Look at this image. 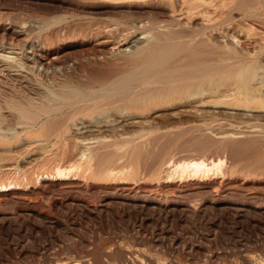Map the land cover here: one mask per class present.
<instances>
[{"label": "rangeland", "instance_id": "1", "mask_svg": "<svg viewBox=\"0 0 264 264\" xmlns=\"http://www.w3.org/2000/svg\"><path fill=\"white\" fill-rule=\"evenodd\" d=\"M82 1L0 0V40L5 44L3 49L0 43V55L22 53L27 67L21 74L27 76L31 49L6 48L19 38L42 45L47 36L51 45L44 54L64 58L68 70L70 63L88 75L110 70L121 62L117 52L109 54L111 58L101 56L92 52L91 40L76 37L91 30L86 18L93 16L77 8ZM163 2L162 13L152 16L159 30L168 20L164 10L169 4ZM85 3L102 11L128 5L111 0ZM220 17L217 29L201 37V48L214 51L224 63L247 65L253 72L250 84L262 95L264 23L235 6ZM196 21L179 23L187 29ZM207 93L198 87L145 117L120 116L117 107L100 110L96 120L90 119L93 127L88 120H78L60 143L41 133L29 136L37 126L0 104V136L8 139L0 143V183L25 186L0 193V264H264V111L208 105L203 102ZM62 143L71 150L64 152ZM100 146L111 157L107 162L92 160L88 173L34 183L38 173L66 167L85 147ZM189 156H221L225 166L218 174L166 178L169 162ZM104 169L113 170L112 176L98 174Z\"/></svg>", "mask_w": 264, "mask_h": 264}, {"label": "bare ground", "instance_id": "2", "mask_svg": "<svg viewBox=\"0 0 264 264\" xmlns=\"http://www.w3.org/2000/svg\"><path fill=\"white\" fill-rule=\"evenodd\" d=\"M86 1L83 0L77 3V8L93 16L86 18V28L91 30L89 33L81 35V37H76H79L82 42L87 39L91 40L93 43L92 52L101 56L106 54L110 56L112 53L117 52L118 57L121 56V62L113 64L110 70L97 75H88L80 69V65L74 63H70L72 66L68 70L65 66L69 62H66L64 58L59 59L57 54H54L55 57L47 58L44 54L46 47L51 45L47 36L42 38L43 46L19 38L18 42L17 40L13 42L15 45L10 44L13 46L6 48L17 49L21 52L25 51L26 46L31 49L32 58H29V60L32 66L29 65L30 67L27 70L30 74L27 76L21 74L22 69L27 67L22 62L23 55L19 56L22 53L17 52L19 55H15V57L0 55V102H2L0 104H3L4 108L12 110L11 112H14L16 115L13 114L18 116L19 119L26 120L27 124H31L30 126H37L35 130L29 131V136L30 134L39 135L41 133L43 136L53 138L55 142L60 143L61 135L68 131L70 125L74 127V122L88 120V126H90V119L92 116L95 118L94 114L100 110L117 107L120 110V116L130 113L134 117H136V114L145 117V114L147 112L150 114V111L154 108L170 105V101L172 102L173 99L194 94L198 87L201 91H208L207 96L204 94L206 97L203 101L208 105L222 104L231 109L264 111V93L261 95L259 88L250 84L253 72L249 67L247 65H236L235 61H232V64L224 63V60L221 61L214 51L201 48V37L203 35L209 37L217 29L219 22L222 21L219 19L220 16L226 15L230 6H235L242 10L244 14L254 15L264 23V0H111L117 3L125 2L128 5L105 11L93 8L90 5L86 6ZM163 1H167L169 4V9L164 10L168 20L162 26L165 29L159 30L155 26L156 22L152 16L163 10L161 7ZM98 10L101 11L98 13ZM195 19L199 22L196 21L197 23L195 22L187 29H182L184 25L179 23L180 20L190 23ZM228 29H230L229 25ZM221 30L223 31V29ZM223 32L225 33V31ZM139 34L142 37H138ZM1 40L3 41L4 38ZM260 40H262L260 42L261 47L264 48V39L261 38ZM6 42L9 43L8 40ZM144 42L145 44H143ZM4 45L2 42V46H0L5 48ZM125 46L129 49L121 50ZM8 51L6 52L8 53ZM125 51L128 52L125 53ZM78 54L79 52L76 53V56ZM248 55L252 56L251 54ZM72 56L74 57V55ZM239 61L241 62V60ZM57 67L59 70L56 69ZM10 72L15 73L14 76H11ZM24 72L26 71L24 70ZM199 102L201 103V101ZM206 103L205 105H207ZM122 112L124 114H121ZM107 115L106 117H108ZM101 116L104 117V115ZM91 121H94V119L92 118ZM102 122L104 123V121ZM97 123L99 122L97 121ZM78 124L81 125V122ZM92 124L95 125L94 122ZM116 126L113 125V127ZM83 131H86L85 128ZM7 140L4 136H0V143L3 145L8 143ZM62 145L64 152L71 150L66 143H62ZM103 148L104 146L94 149L85 147L83 151L76 154L77 159L74 162L63 168L56 167L52 172L38 173L34 183L53 179L64 180L70 176H77L89 169L92 160L107 162L111 156L104 153ZM224 166L225 159L221 156H216L213 159L189 156L180 158L175 162H169L165 174L168 179L218 174L222 173ZM112 173L113 170L104 169L99 171L98 174L112 176ZM24 187V185L22 186L17 182H1L0 193L24 189Z\"/></svg>", "mask_w": 264, "mask_h": 264}]
</instances>
